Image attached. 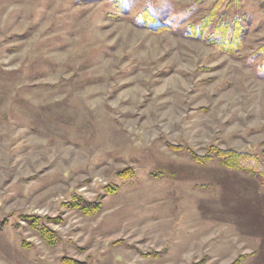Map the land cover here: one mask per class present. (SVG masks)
Here are the masks:
<instances>
[{
  "label": "rangeland",
  "instance_id": "374dc122",
  "mask_svg": "<svg viewBox=\"0 0 264 264\" xmlns=\"http://www.w3.org/2000/svg\"><path fill=\"white\" fill-rule=\"evenodd\" d=\"M218 1L0 0V264H264V187L193 158L264 163V0L231 55L186 35Z\"/></svg>",
  "mask_w": 264,
  "mask_h": 264
},
{
  "label": "trees",
  "instance_id": "16d2710c",
  "mask_svg": "<svg viewBox=\"0 0 264 264\" xmlns=\"http://www.w3.org/2000/svg\"><path fill=\"white\" fill-rule=\"evenodd\" d=\"M222 2V0L218 1V3H216V5L212 8L207 18L202 21L201 25L199 27H191L186 35L190 36L194 40L204 41L206 44L224 54L231 55L239 52L243 48L246 31L242 21L238 18L230 23L214 25V20L217 18V12L223 6ZM140 24L154 33L170 29L168 25L158 24L157 16L149 11H145V13L142 14ZM193 158L201 165L218 159L220 160L222 168L227 171L245 173L264 187V163L256 154L238 152L232 149H212V155L203 157L194 156ZM79 206L82 205H77V207ZM81 209L86 215L93 216L100 212L101 205L100 203H86ZM32 228L37 230L39 233L41 232L43 236L45 235L43 234V230L39 229V226L35 223H33ZM63 264L81 263L70 259H63ZM233 264H240V261L237 260Z\"/></svg>",
  "mask_w": 264,
  "mask_h": 264
}]
</instances>
